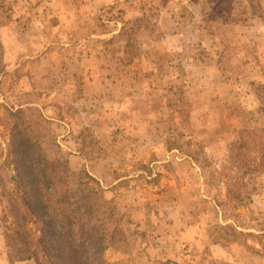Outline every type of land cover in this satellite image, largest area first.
<instances>
[{"label":"rangeland","instance_id":"374dc122","mask_svg":"<svg viewBox=\"0 0 264 264\" xmlns=\"http://www.w3.org/2000/svg\"><path fill=\"white\" fill-rule=\"evenodd\" d=\"M37 145L108 264H264V0H0V264Z\"/></svg>","mask_w":264,"mask_h":264},{"label":"trees","instance_id":"16d2710c","mask_svg":"<svg viewBox=\"0 0 264 264\" xmlns=\"http://www.w3.org/2000/svg\"><path fill=\"white\" fill-rule=\"evenodd\" d=\"M34 149L29 161L32 169H14L17 172L11 175L17 187L14 197H8L12 213L9 225L10 214L5 211L2 217L10 263L34 259L37 264H108L107 245L99 237L78 189L69 186L56 159L37 153L42 149L39 145ZM262 159L258 164L255 159L246 164L248 169L239 176V198H251L244 175L252 163L255 170L264 167V156ZM14 162L22 164L24 159Z\"/></svg>","mask_w":264,"mask_h":264},{"label":"crops","instance_id":"0c3cea01","mask_svg":"<svg viewBox=\"0 0 264 264\" xmlns=\"http://www.w3.org/2000/svg\"><path fill=\"white\" fill-rule=\"evenodd\" d=\"M25 261H28V259L27 260H22V261H17L15 264H22Z\"/></svg>","mask_w":264,"mask_h":264}]
</instances>
